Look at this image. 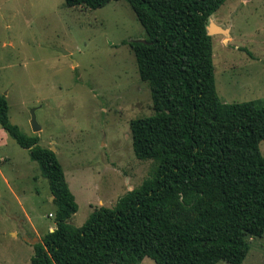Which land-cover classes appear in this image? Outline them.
<instances>
[{"label":"trees","instance_id":"trees-1","mask_svg":"<svg viewBox=\"0 0 264 264\" xmlns=\"http://www.w3.org/2000/svg\"><path fill=\"white\" fill-rule=\"evenodd\" d=\"M121 1L146 36L128 47L153 111L129 122L131 147L154 167L113 207L71 226L78 208L55 153L10 123L0 95V129L37 163L55 208V228L32 245L29 264H241L247 239L264 234V99L223 103L216 94L206 23L226 0Z\"/></svg>","mask_w":264,"mask_h":264},{"label":"rangeland","instance_id":"rangeland-1","mask_svg":"<svg viewBox=\"0 0 264 264\" xmlns=\"http://www.w3.org/2000/svg\"><path fill=\"white\" fill-rule=\"evenodd\" d=\"M206 29L219 100H263L264 0H226ZM145 38L125 1L84 9L63 0H0V95L10 123L55 153L78 208L71 226H81L94 208L113 207L154 167L135 158L129 131L132 119L153 114L128 47ZM259 150L264 156V140ZM49 198L28 151L0 137V264H29L32 245L55 226ZM247 243L241 264H264V234Z\"/></svg>","mask_w":264,"mask_h":264},{"label":"water","instance_id":"water-1","mask_svg":"<svg viewBox=\"0 0 264 264\" xmlns=\"http://www.w3.org/2000/svg\"><path fill=\"white\" fill-rule=\"evenodd\" d=\"M206 31H207V29H206ZM30 126H31V130L33 133H36L40 130V127L36 123V118H35V114H34L33 110L30 111Z\"/></svg>","mask_w":264,"mask_h":264},{"label":"crops","instance_id":"crops-1","mask_svg":"<svg viewBox=\"0 0 264 264\" xmlns=\"http://www.w3.org/2000/svg\"><path fill=\"white\" fill-rule=\"evenodd\" d=\"M0 137H1V139H4L5 137H6V134L3 132V130L2 129H0ZM50 199V201L52 200V197L51 198H49ZM55 209V208H54ZM55 211V210H54ZM55 228V226L54 227H49V231L48 232H50V231H52L53 229ZM40 237H38V239H39Z\"/></svg>","mask_w":264,"mask_h":264},{"label":"bare ground","instance_id":"bare-ground-1","mask_svg":"<svg viewBox=\"0 0 264 264\" xmlns=\"http://www.w3.org/2000/svg\"><path fill=\"white\" fill-rule=\"evenodd\" d=\"M209 19V18H208ZM215 29V28H214Z\"/></svg>","mask_w":264,"mask_h":264}]
</instances>
